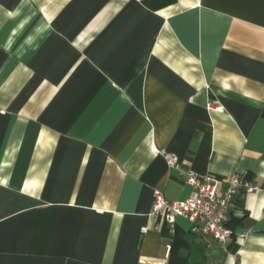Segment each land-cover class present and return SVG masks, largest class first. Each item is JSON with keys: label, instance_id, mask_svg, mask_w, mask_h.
I'll return each instance as SVG.
<instances>
[{"label": "crops", "instance_id": "1", "mask_svg": "<svg viewBox=\"0 0 264 264\" xmlns=\"http://www.w3.org/2000/svg\"><path fill=\"white\" fill-rule=\"evenodd\" d=\"M163 152L257 188L227 246ZM0 264H264V0H0Z\"/></svg>", "mask_w": 264, "mask_h": 264}, {"label": "built area", "instance_id": "2", "mask_svg": "<svg viewBox=\"0 0 264 264\" xmlns=\"http://www.w3.org/2000/svg\"><path fill=\"white\" fill-rule=\"evenodd\" d=\"M163 155L169 168L178 169L180 177L191 187L192 192L182 201L170 202L161 191L156 190L152 215L166 218L173 229L179 218L186 219L191 225L190 232L194 235L211 237L227 246L234 237V233L225 227L231 205L239 193H252L257 188L246 176L237 174L224 182L212 176L200 177L181 169L176 156L165 152ZM146 230L144 228L143 232ZM237 237H244V234Z\"/></svg>", "mask_w": 264, "mask_h": 264}, {"label": "trees", "instance_id": "3", "mask_svg": "<svg viewBox=\"0 0 264 264\" xmlns=\"http://www.w3.org/2000/svg\"><path fill=\"white\" fill-rule=\"evenodd\" d=\"M248 179H250L249 177H247ZM225 227L227 228V229H230V226L226 223L225 224ZM231 230V229H230ZM190 234H192V235H194L193 233H190ZM194 236H196V235H194ZM198 237V236H197ZM199 237H201V236H199ZM205 238V237H204Z\"/></svg>", "mask_w": 264, "mask_h": 264}]
</instances>
